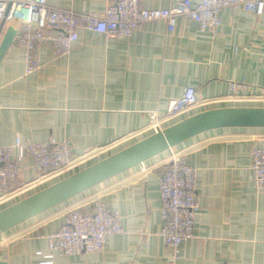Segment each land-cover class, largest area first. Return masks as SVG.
Masks as SVG:
<instances>
[{"label": "crops", "instance_id": "obj_1", "mask_svg": "<svg viewBox=\"0 0 264 264\" xmlns=\"http://www.w3.org/2000/svg\"><path fill=\"white\" fill-rule=\"evenodd\" d=\"M115 1L47 5L101 14ZM181 1L140 5L169 9ZM219 19L216 34L200 32L187 18H178L171 32L163 21L145 23L129 38L81 30L67 56L41 44V68L29 75L15 41L0 60V145L65 141L74 162L35 181L30 161L14 149L20 175L11 192L0 195V211L153 135L149 113L163 116L187 87L200 104L165 118L164 129L208 110L264 108V15L231 8ZM8 27L18 33V25L6 22L0 42ZM231 82L249 85L252 96L230 100ZM255 148H264V129H217L188 139L0 234V264H168L154 167L170 152L196 169L199 203L193 238L181 245L176 264H264V193H254L250 170ZM96 202L118 211L122 233L109 236L101 252L46 260V237L62 226L64 212Z\"/></svg>", "mask_w": 264, "mask_h": 264}, {"label": "built area", "instance_id": "obj_2", "mask_svg": "<svg viewBox=\"0 0 264 264\" xmlns=\"http://www.w3.org/2000/svg\"><path fill=\"white\" fill-rule=\"evenodd\" d=\"M8 2L0 0V21ZM231 8H240L261 17L264 15V0H199L196 3L182 0L169 9H143L140 0H116L108 4L101 14L53 9L47 5V0H13L6 19L18 25V46L24 53L25 74L29 75L41 68L38 54L41 44H48L56 57L67 56L78 42L81 30L107 38H129L145 23L163 21L168 32H171L178 18H187L197 24L200 32L216 34L220 27V13ZM249 93V85L231 82L227 98L242 99L252 96ZM198 104L200 101L195 89L185 88L180 99L169 103L163 116L156 112L149 113L151 131L154 134L162 132L165 118ZM14 149L18 151L20 159L30 161V169L38 177L35 181L61 174L70 169L74 162L65 141L23 143L16 139L13 145H0V195L10 193L20 175L21 167L11 157ZM154 170L160 191V213L164 221L159 235L169 254L168 264H176L181 245L193 238L199 210L196 169L178 153L170 152L167 161L155 166ZM250 170L254 193H264V148L252 150ZM62 218V226L46 237L47 254L44 257L48 261L56 256L101 252L109 236L122 233L121 215L116 210L105 208L100 202L94 203L90 209H69Z\"/></svg>", "mask_w": 264, "mask_h": 264}, {"label": "water", "instance_id": "obj_3", "mask_svg": "<svg viewBox=\"0 0 264 264\" xmlns=\"http://www.w3.org/2000/svg\"><path fill=\"white\" fill-rule=\"evenodd\" d=\"M12 1L0 21V36ZM18 38L15 30L6 29L0 42V60ZM225 128L264 129V108H220L186 118L0 211V234L188 139Z\"/></svg>", "mask_w": 264, "mask_h": 264}]
</instances>
